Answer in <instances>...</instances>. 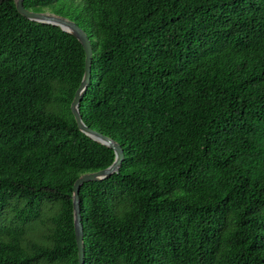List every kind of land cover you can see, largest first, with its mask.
<instances>
[{"label": "trees", "instance_id": "trees-1", "mask_svg": "<svg viewBox=\"0 0 264 264\" xmlns=\"http://www.w3.org/2000/svg\"><path fill=\"white\" fill-rule=\"evenodd\" d=\"M92 48L84 264H264V0H23ZM84 51L0 0V264H77L72 187L113 151L70 110Z\"/></svg>", "mask_w": 264, "mask_h": 264}, {"label": "water", "instance_id": "water-1", "mask_svg": "<svg viewBox=\"0 0 264 264\" xmlns=\"http://www.w3.org/2000/svg\"><path fill=\"white\" fill-rule=\"evenodd\" d=\"M16 11L22 17L27 20L50 24L58 26L64 32L71 34L80 43L83 48L85 59H84V71L81 82L75 91L73 100L70 104V110L76 122V125L80 132L91 138L92 140L99 142L100 144L110 148L114 153V160L110 166L103 170H99L92 173L81 175L75 180L72 187V207H73V225L74 234L77 247V264H84V250H83V234L80 217V198L79 191L80 187L89 182H99L104 180L114 173L119 171L121 166L124 153L122 147L114 140L89 129L82 121L79 113V104L82 100L84 93L88 87L90 76H91V63H92V48L90 41L85 32L73 21H70L62 16L54 15L50 13H36L28 11L23 6V0H14Z\"/></svg>", "mask_w": 264, "mask_h": 264}]
</instances>
